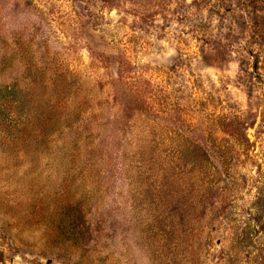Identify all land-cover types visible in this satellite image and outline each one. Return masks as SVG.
Wrapping results in <instances>:
<instances>
[{"label":"rangeland","instance_id":"rangeland-1","mask_svg":"<svg viewBox=\"0 0 264 264\" xmlns=\"http://www.w3.org/2000/svg\"><path fill=\"white\" fill-rule=\"evenodd\" d=\"M0 264H264V0H0Z\"/></svg>","mask_w":264,"mask_h":264}]
</instances>
